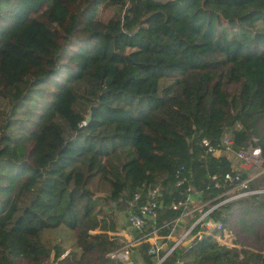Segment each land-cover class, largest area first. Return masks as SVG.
<instances>
[{
    "label": "trees",
    "instance_id": "trees-1",
    "mask_svg": "<svg viewBox=\"0 0 264 264\" xmlns=\"http://www.w3.org/2000/svg\"><path fill=\"white\" fill-rule=\"evenodd\" d=\"M3 46L43 71L3 85L0 264H127L109 256L126 245L119 214L157 187L132 264L168 251L159 264H264V172L258 192L210 212L222 229L194 224L231 188H215L231 162L203 139L217 148L227 134L264 161V0H0ZM191 194L189 236L150 255L148 236L184 218ZM60 228L76 239L66 255L46 238Z\"/></svg>",
    "mask_w": 264,
    "mask_h": 264
},
{
    "label": "built area",
    "instance_id": "built-area-1",
    "mask_svg": "<svg viewBox=\"0 0 264 264\" xmlns=\"http://www.w3.org/2000/svg\"><path fill=\"white\" fill-rule=\"evenodd\" d=\"M202 145L207 148V152H211V153H215V151H218V149L219 150L223 149L226 153L230 152V151L234 152V161H233V165L231 163V167H232L231 171L224 174L221 177H216V176L212 177V181L214 183L215 188H219L221 186V184H220L221 180L229 183L231 188L226 192L229 195V197L224 199L223 201H221L217 205L213 206L212 208L203 212L198 217V219L194 222V224L201 223L206 229H218L219 230V229H222L221 222L212 220L209 217L210 212L214 208H216L217 206L222 205L228 201H231L233 199L258 192L255 190H250V188H249L251 180L255 176H257L258 174L254 175V176L247 175V177H243L242 174H243V172H246V170H247L246 165L247 164H249L250 166L255 164V165H258V168H259V167H261V165H262L261 163H263V160L261 157L260 148L249 147L246 149L245 148L235 149L233 147L232 139L227 134H225L221 138L220 143H219L217 148L210 146L208 140H206V139L202 140ZM182 169L183 168H181V170ZM262 172H264V168L262 169V171L260 173H262ZM180 173H181L180 171H177V173H176V176L178 178L176 180V186L183 187L187 184V180L185 177H180ZM192 195H195V194H191L188 196V198L185 202V205L190 203ZM195 196L197 197V195H195ZM159 197H160V188H158V187L155 188L154 190H152L149 193V195L146 197L145 201L141 204H139V201L141 198L140 195L137 194L133 197L132 201L129 202L130 209L125 212L126 217H127L126 222H127L128 226L130 227V229L137 230L140 232L144 231V228H145L147 222L152 220L155 217L156 209L160 206V203L158 200ZM198 206H200V207L196 208V210H199L201 212V205L199 203H198ZM136 207H137V209L135 210ZM191 228L188 229L184 233V235H182L176 241V244L174 246H176L177 244H179L181 241H183L184 239H186L189 236V232H190ZM228 238H229V240H228ZM231 238H232V234L226 233L224 231V236L222 237V239H220V241L222 244L232 246V243L229 242V241H231ZM188 241L190 242V241H192V239L190 238ZM153 245H155V246L152 247L148 251V253L150 255H157V252L159 251V245H157V244H153ZM127 246H128V244H126L121 249V251L119 250L117 252L111 253L109 256L111 258L118 257L121 260H124L126 262L128 261L127 264H132V262L129 260V252H128ZM168 252L157 262V264H159L164 259V257L168 254Z\"/></svg>",
    "mask_w": 264,
    "mask_h": 264
},
{
    "label": "rangeland",
    "instance_id": "rangeland-1",
    "mask_svg": "<svg viewBox=\"0 0 264 264\" xmlns=\"http://www.w3.org/2000/svg\"><path fill=\"white\" fill-rule=\"evenodd\" d=\"M105 10V9H104ZM117 11V8L114 10ZM113 11L107 10L104 19H108L112 15ZM43 71L42 66L35 60L28 59L25 57H21L18 55L13 54L7 47L3 46L0 48V126H1V117L2 113L5 110H8L9 107H7V101L3 98L1 95L3 92V85L5 82L13 78L12 76H36L41 74ZM168 81H164L162 85H166ZM216 154L226 155V157L230 158L232 161H234V152H225L223 149L215 151ZM228 158V159H229ZM261 167L258 168V165H252L249 164L246 165L247 170L245 173L249 176H254L259 174L262 169L264 168V161L261 163ZM126 214L122 215L119 214V231L121 237L124 239L126 244L128 243L127 240H129L131 237H135L134 230L130 229L126 222ZM123 233V234H122ZM151 235V234H150ZM46 238L50 240L51 242H61L62 245L68 248L66 253L69 251V248L71 249L73 245H75V235L73 232L68 231L65 228H60L56 231L48 232L46 233ZM229 240V238H228ZM233 237L231 238L230 243H232ZM228 242V243H229ZM131 257V255H130ZM128 262V261H127Z\"/></svg>",
    "mask_w": 264,
    "mask_h": 264
},
{
    "label": "crops",
    "instance_id": "crops-1",
    "mask_svg": "<svg viewBox=\"0 0 264 264\" xmlns=\"http://www.w3.org/2000/svg\"><path fill=\"white\" fill-rule=\"evenodd\" d=\"M229 160L231 161V163L233 165V161L230 158H229ZM188 206H190L191 208H189L188 212L186 213V216L184 218H181V219L177 220L176 222H174L172 224V226L170 227L169 231L168 230L166 231L167 234H165V236H162V234H159L157 232L148 236V241L151 244L159 245V251L166 249V241H168L169 239H174L175 241H177L182 235H184V233L186 232L184 229L186 220L188 218L192 217V213L194 211L199 212V210H196V208H198L200 206H198V200H197V197L195 195H192V198L190 200V203H188ZM124 214H122V215H124ZM118 219H119V217H118ZM118 222H119V220H118ZM119 224H120V222H119ZM127 241H128V243H127L128 245L137 243V240L134 237H131ZM159 251L157 252V255H158Z\"/></svg>",
    "mask_w": 264,
    "mask_h": 264
},
{
    "label": "water",
    "instance_id": "water-1",
    "mask_svg": "<svg viewBox=\"0 0 264 264\" xmlns=\"http://www.w3.org/2000/svg\"><path fill=\"white\" fill-rule=\"evenodd\" d=\"M90 120H91V112L89 110V114H88V116L85 119L84 125L88 124L90 122Z\"/></svg>",
    "mask_w": 264,
    "mask_h": 264
}]
</instances>
